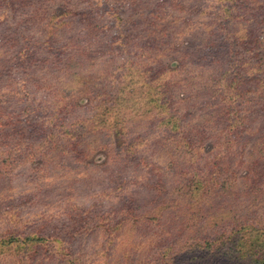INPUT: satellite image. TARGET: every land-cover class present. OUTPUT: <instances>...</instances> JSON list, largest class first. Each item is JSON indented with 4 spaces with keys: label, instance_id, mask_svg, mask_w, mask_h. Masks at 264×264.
<instances>
[{
    "label": "rangeland",
    "instance_id": "374dc122",
    "mask_svg": "<svg viewBox=\"0 0 264 264\" xmlns=\"http://www.w3.org/2000/svg\"><path fill=\"white\" fill-rule=\"evenodd\" d=\"M0 264H264V0H0Z\"/></svg>",
    "mask_w": 264,
    "mask_h": 264
},
{
    "label": "trees",
    "instance_id": "16d2710c",
    "mask_svg": "<svg viewBox=\"0 0 264 264\" xmlns=\"http://www.w3.org/2000/svg\"><path fill=\"white\" fill-rule=\"evenodd\" d=\"M235 252H236V251H235V247H231V248L228 249V254H231V257H233V254H234ZM262 256H263V249H262V248H261V249H258V250L255 252V254H254V258H255V260L258 261V262H259V260H261Z\"/></svg>",
    "mask_w": 264,
    "mask_h": 264
}]
</instances>
